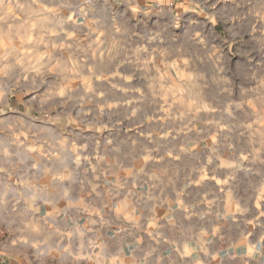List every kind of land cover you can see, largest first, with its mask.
<instances>
[{
    "label": "crops",
    "instance_id": "crops-1",
    "mask_svg": "<svg viewBox=\"0 0 264 264\" xmlns=\"http://www.w3.org/2000/svg\"><path fill=\"white\" fill-rule=\"evenodd\" d=\"M260 12V0H0L1 92L38 43L107 62L112 97L97 108L123 111L85 129L0 118V264H264V174L245 184L243 161H213L244 152L210 146L229 107L211 95L242 92ZM19 14L29 21H4Z\"/></svg>",
    "mask_w": 264,
    "mask_h": 264
},
{
    "label": "rangeland",
    "instance_id": "rangeland-1",
    "mask_svg": "<svg viewBox=\"0 0 264 264\" xmlns=\"http://www.w3.org/2000/svg\"><path fill=\"white\" fill-rule=\"evenodd\" d=\"M40 1L42 0H37L38 3ZM260 10L254 33L246 38L253 37L254 45L244 47V59L246 60V56L251 55L250 60L254 69L249 68V63L244 60L245 77L242 92L238 91L231 95H211L213 101L227 100V106H229L227 111L221 114L223 117L226 113V119L225 117L223 119L226 120L227 127L223 131L227 134L222 135L219 141L212 142L211 149L225 153L244 152L241 158H236L235 154H229L231 157L216 158L213 161L216 160L219 164L243 161L245 184L247 176L249 179L257 177L252 172L264 174V0H260ZM14 20L27 23L29 15L4 16V21ZM35 20L36 23L48 21L55 24L61 19L57 15L51 17L43 12H37ZM27 32V30L21 31V49H26L24 45ZM39 32L44 31L37 30V35H40ZM51 33L56 36L55 30ZM37 44L35 61L27 62V56L21 55L18 65L23 71L19 72V77L4 78L1 86L3 91L0 90V118L29 120L74 118L79 123H85L83 126L85 129L86 124L91 120L103 121L108 118V114L110 118L123 114L122 110L113 112L97 108L99 101H107L106 97L110 96L104 93L107 79L100 76L110 68L107 62H77L74 61V56L60 55L58 47L54 46L50 55H44L41 51L42 47ZM9 65L13 63H5V74ZM29 73L32 74L31 77ZM78 87H84V90L81 91ZM97 89H100L101 94L96 92ZM35 128L43 127L37 125ZM255 168L256 170L249 172ZM242 192L244 198L252 196V190L246 187Z\"/></svg>",
    "mask_w": 264,
    "mask_h": 264
}]
</instances>
